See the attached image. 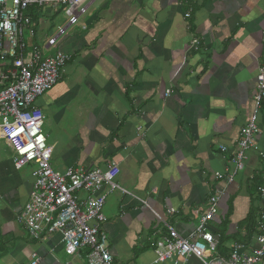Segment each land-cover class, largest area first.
Here are the masks:
<instances>
[{
	"label": "crops",
	"instance_id": "obj_1",
	"mask_svg": "<svg viewBox=\"0 0 264 264\" xmlns=\"http://www.w3.org/2000/svg\"><path fill=\"white\" fill-rule=\"evenodd\" d=\"M31 13L38 43L63 19L61 8ZM55 44L69 61L36 101L50 123L51 165L63 173L119 164L116 181L128 193H109L103 208L115 263L172 264L158 262L152 246L164 231L155 212L188 236L209 196L222 190L211 223L218 251H251L264 211V103L258 144L243 168L229 184L215 175L233 169L252 112L264 63V0H90ZM34 169L25 175L12 156L0 157V264H27L34 253L39 264H85L83 252L66 253L59 233L36 241L18 221Z\"/></svg>",
	"mask_w": 264,
	"mask_h": 264
},
{
	"label": "built area",
	"instance_id": "obj_2",
	"mask_svg": "<svg viewBox=\"0 0 264 264\" xmlns=\"http://www.w3.org/2000/svg\"><path fill=\"white\" fill-rule=\"evenodd\" d=\"M89 1L0 0V61L3 63L0 67V140L13 151L12 163L16 170L35 165L32 189L18 217L29 236L39 241L45 234L59 233L68 255L83 252L85 264H116L103 228L106 220L103 208L109 193L115 190L128 193L116 181L119 164L112 161L105 170L68 167L63 173L55 171L51 165V148L43 132L46 115L36 105L37 99L57 83L69 61L68 53L56 49L55 43L79 20ZM46 7L61 8L67 23L46 41L34 42L38 28L31 10ZM191 44L200 49L198 38H193ZM263 103L264 63L257 72L253 108L232 158L233 169L226 174L216 173V179L232 183L248 153L256 148ZM259 154L264 158L263 151ZM259 192L264 197V184ZM223 193L224 190L216 191L209 196L207 208L188 236L179 234L163 215L155 212L164 230L152 240L158 262L187 264L191 257L198 260L197 264L264 262V211L257 221V245L251 251L235 245L227 257L219 253L220 235L211 231V223L219 213ZM175 212L174 208L167 210L169 215ZM39 262L34 253L27 264Z\"/></svg>",
	"mask_w": 264,
	"mask_h": 264
},
{
	"label": "rangeland",
	"instance_id": "obj_3",
	"mask_svg": "<svg viewBox=\"0 0 264 264\" xmlns=\"http://www.w3.org/2000/svg\"><path fill=\"white\" fill-rule=\"evenodd\" d=\"M62 17L63 19L61 18L60 20H58L55 25V31H54V34L58 31V27L60 26H64L66 23H67V18L66 16L64 15V13H62ZM46 122L44 124V127H43V132L44 134H47V130H48V127L50 126V123H49V120L48 119H45ZM13 155V151L11 150V148H9L8 146H5L3 144V142L0 140V157L2 158H10L11 156ZM35 168V165H25L23 167V169H21V172H23L25 175L26 174H29L31 173L32 169Z\"/></svg>",
	"mask_w": 264,
	"mask_h": 264
}]
</instances>
